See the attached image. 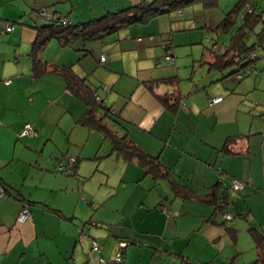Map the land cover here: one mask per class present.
<instances>
[{
	"label": "crops",
	"instance_id": "1",
	"mask_svg": "<svg viewBox=\"0 0 264 264\" xmlns=\"http://www.w3.org/2000/svg\"><path fill=\"white\" fill-rule=\"evenodd\" d=\"M153 1L0 0V28L6 23L14 26L10 35L0 31V264H101V258L113 264L118 253L124 264L264 260V63L258 57L230 76L211 70L213 58L201 31L215 30L219 23L204 18L203 27L174 24L176 16L183 18L185 9L192 7L188 6L123 28L116 33L115 47L94 51L88 43L95 40L69 46L51 40L41 53L48 73L40 79L33 75L29 54L38 27L60 17L85 22ZM261 16L263 23L256 28L262 29ZM47 47L54 52L47 54ZM116 48L123 52L120 58L111 56ZM128 51L133 54L125 55ZM88 54L95 56L94 66L99 67L92 73L91 62L83 60ZM101 56H106L105 62ZM78 61L84 66L76 71ZM63 67H72L86 79L107 106V100L111 102L117 121L109 123V129L126 134L159 162L165 177L155 178L136 159L117 155L110 138L80 123L86 104L81 99L85 109L73 104L75 96L64 76L50 72ZM166 79L175 80L157 85L155 94L145 85ZM217 96L223 100L210 106ZM56 103L71 112V125H60L59 112L52 111ZM26 123L33 124L38 135L23 141L18 133ZM101 138L110 139L105 156L116 155L121 171L99 201L77 176L82 174L84 146ZM231 138L230 151H225ZM46 151L58 152L51 156L53 164L41 163ZM70 156L78 159L73 172L67 176L57 172L58 162ZM33 165L37 170L29 169ZM230 178L241 180L244 187L234 190ZM173 182L179 184L177 190ZM219 183L222 187H217ZM85 191L88 196H82ZM216 197L228 202L225 212L233 216L228 227L213 202ZM24 206L30 208V217L20 223ZM81 227L87 233L82 240ZM92 240L101 245L100 252L92 250Z\"/></svg>",
	"mask_w": 264,
	"mask_h": 264
},
{
	"label": "trees",
	"instance_id": "2",
	"mask_svg": "<svg viewBox=\"0 0 264 264\" xmlns=\"http://www.w3.org/2000/svg\"><path fill=\"white\" fill-rule=\"evenodd\" d=\"M220 0H154L150 3H142L137 6H132L128 9L107 13L101 18L92 19L85 22L73 23L68 18H53L48 25L38 27V35L33 44V48L29 57L33 63V75L40 79L48 72L47 63L41 59V53L46 45L51 40L59 41L63 46H69L76 41L88 42L92 40H103L109 35L116 34L125 27L133 24H147L157 15L172 13L183 10L188 6L201 4L207 9L217 8ZM251 7V11L248 9ZM254 5L251 0H236L235 6L229 11L225 17L219 22L215 31L225 32L230 30L235 24H238V19L242 18L241 27L232 36L230 44L225 48V51H217L215 48L208 49L213 58V62L209 64L211 70L224 73L234 65H237L238 70L230 75L236 74L239 70L251 66L259 57L258 48L264 50V24L262 29L256 33V43L253 47H249L246 43L250 31L255 30L259 23H263L261 14L254 13ZM50 72L58 73L64 76L67 82V88L71 93L81 99L87 106V113L80 121L82 125L91 129H96L104 133L106 138H110L113 142V151L117 155H123L128 160L136 159L139 165L146 168L147 172L153 174L155 178L165 177L162 172L159 162L151 159L140 147L135 145L125 134L119 136L109 128V123L116 122L111 107L104 103L103 99H98L97 90H92L86 83V79L79 77L72 67L55 68ZM175 79H166L158 81L145 82L146 87L150 92L155 94V88L161 83L173 82ZM166 102H169L166 100ZM234 139H229L225 151H230L229 146ZM78 160V159H77ZM175 190L180 186L172 183ZM217 187H222V183ZM218 191V190H217ZM216 193L212 192V194ZM213 202L220 213L225 212L228 205L226 199L219 202L216 197ZM228 227V225H225ZM258 242V235H255ZM261 237V236H260ZM114 264V263H113ZM257 264H264L263 259H259Z\"/></svg>",
	"mask_w": 264,
	"mask_h": 264
},
{
	"label": "rangeland",
	"instance_id": "3",
	"mask_svg": "<svg viewBox=\"0 0 264 264\" xmlns=\"http://www.w3.org/2000/svg\"><path fill=\"white\" fill-rule=\"evenodd\" d=\"M235 4H236V0H220L219 5L216 9H204L201 6V4H196V5H193L191 8L185 9V16L183 18H179L178 16H176L174 18V24H181L182 26L185 25V26H189V27H192V25H194V27H196V25H198L199 27L200 26L203 27L204 25L207 24L206 20L210 23L214 22V23L218 24L221 21V19L224 17V15H226L229 11H231V9L235 6ZM253 4H254V7L256 8V13L257 14L263 13V15H264V0H253ZM243 17H244V15L242 14L241 19H238V24H235L230 30L225 31V32L220 31V33H218L217 31L214 30V27L213 28L211 27V29H205L204 28L205 31L202 30L203 29L202 28L201 29L202 30L201 35H203V38H204L202 40L204 43L203 44L204 47L209 48V49L216 48L217 51H223L230 44L232 36L241 27ZM204 18L206 19L205 21H204ZM5 25L3 26L4 27L3 29L0 28V31L3 30L1 32L2 34L10 35L11 32L9 33L6 30L8 28V26H10V25H8V26L7 25L5 26ZM186 28H188V27H186ZM260 29H261L260 27L255 28V30L250 31V33L248 34V38L246 40V43L249 47H253L254 44L256 43V33ZM118 36H119V34H115L113 36H108V37L114 38V43H112V44H110V42L108 41L109 40L108 37H106L107 39H105L107 42L105 40L103 42H100L99 40H95V41L89 42L88 44H92L94 51L96 49H98L100 47H104L106 45H108V46L112 45V47H115L116 45L119 44ZM121 36H122V38H125L126 34H122ZM7 39L8 38H6V40ZM0 42H2V41H0ZM104 42H106L105 45H103ZM81 43H83V42H81ZM116 49H118V50H115L114 53H111V56L116 55V56H114V58H120L121 57L120 52H122V51H119L120 48H116ZM205 51H206V49H205ZM51 52H54V51L51 49V47H47L46 53L49 54ZM207 52H208V50H207ZM258 53H259V60L262 63H264V50L258 48ZM122 54H123V52H122ZM130 54H133V52H131V51L125 52V55H127V56H129ZM94 57L95 56L93 54H88V56L83 59L84 61L89 60L91 62L90 65L88 66L89 67L88 70L91 73L95 67L94 66V63H95ZM76 63L77 64L75 65V70L76 71L81 70L82 66H84L83 63L80 64L79 61ZM21 67L25 68V64L22 63ZM95 69L98 70L99 67L96 66ZM236 70H238V67H237V65H234L231 68H229L228 70H226L225 72H229L231 74V73L235 72ZM100 91H102V88L100 89ZM103 96L106 99V95L104 94ZM62 102H63V99L60 98L59 103L62 104ZM107 102H108V106H111L110 105L111 102L108 100H107ZM73 104L79 105L81 108L84 107V109H85V104L78 98L73 97ZM57 106H59V107H57ZM52 107H54V105ZM54 108L55 109L52 108V111L53 112H59L58 114H60V118H59L60 119V121H59L60 125H64V126L67 124L71 125V121H73V116L71 115V112L66 110V107H63L61 109L60 105L59 104L57 105V103L55 104ZM48 117H50V116H48ZM18 136H19V138H21V140L24 141V139H22V138L25 136H20V132L18 133ZM86 139L87 138H85V140ZM110 143H111L110 139L103 140V138H101L96 143L93 142L92 140H89L87 145H85L83 148V150H85V152L82 150V156H81L82 161L79 163L80 167H81V173L83 175L80 174V176H77V178L81 179L82 184H86L87 191L94 193L97 196V198L99 199V201L101 200V198L103 196L104 197L107 196V194L103 195L104 190H107L108 188L113 187V183H115L119 179V176H120L119 173L121 171L120 168L118 167V165L121 166V164L117 163L116 155L113 157H106L105 156V149H107V147H109ZM20 147L21 146H19V148ZM23 151H25L28 154H31V153H29V151H27L26 148ZM110 152H111V147L109 149V152H107V153H110ZM53 153H58V152L57 151H55V152H51V151L47 152L46 151L44 153L43 157L41 156V158L44 159L41 161V163L54 161L51 158ZM30 156H33V155H30ZM58 156L60 157L61 155L58 154ZM67 158H69V157H67ZM65 160H66V158H65ZM51 163L53 164V162H51ZM29 169H36L37 170L36 165L29 166ZM65 175L67 176L68 174H65ZM84 195L88 196L89 193L85 191L84 194L82 193V196H84ZM85 234L87 235V233H85ZM88 239H90V238H88Z\"/></svg>",
	"mask_w": 264,
	"mask_h": 264
},
{
	"label": "built area",
	"instance_id": "4",
	"mask_svg": "<svg viewBox=\"0 0 264 264\" xmlns=\"http://www.w3.org/2000/svg\"><path fill=\"white\" fill-rule=\"evenodd\" d=\"M248 11L250 12L251 9H248ZM13 29H14V26L10 25V26H8L7 31L11 32V31H13ZM167 59L171 62L175 61L174 57H172V56H168ZM100 60H101V62H105L106 56H101ZM242 77L243 76L241 74H239L237 76V78H239V79ZM6 83H10V81H7ZM105 89L107 90V88H105ZM97 98L102 99L99 95L97 96ZM222 100H223V97H221V96L214 97L210 100L209 105L212 106L214 104L221 102ZM104 103H105V101H104ZM262 122L264 125V116L262 118ZM37 135H38V132L31 123L24 124V126L20 132V136L36 137ZM76 163H77V158L73 157V156L67 158L66 160L59 161L57 164V167H56V171L59 173H64V174H71L73 172V170L75 169ZM225 177H226L225 173H222L221 174V182L224 181ZM230 185L236 191H239L244 187V183L241 180L236 179V178H230ZM0 192H3V188L1 185H0ZM171 216L174 217L175 215L172 214ZM29 217H30V208L28 206H24L23 209L21 210L20 214H19L18 221L20 223H24L29 219ZM223 218H224L225 225H229V223L233 220V216L231 214H229L228 212H225L223 214ZM79 231L82 234L81 240L84 237L85 238L87 237V235L85 234L83 229L79 228ZM91 247H92V250L94 252H100L102 249L101 245L95 240H92ZM100 261H101V264H108L103 258H101ZM113 263L114 264H124V259H123L121 253H118L114 257Z\"/></svg>",
	"mask_w": 264,
	"mask_h": 264
},
{
	"label": "water",
	"instance_id": "5",
	"mask_svg": "<svg viewBox=\"0 0 264 264\" xmlns=\"http://www.w3.org/2000/svg\"><path fill=\"white\" fill-rule=\"evenodd\" d=\"M81 229H83V231H84V228L81 227Z\"/></svg>",
	"mask_w": 264,
	"mask_h": 264
},
{
	"label": "clouds",
	"instance_id": "6",
	"mask_svg": "<svg viewBox=\"0 0 264 264\" xmlns=\"http://www.w3.org/2000/svg\"><path fill=\"white\" fill-rule=\"evenodd\" d=\"M98 94V93H97ZM104 100V99H103ZM106 104V103H105ZM107 105V104H106Z\"/></svg>",
	"mask_w": 264,
	"mask_h": 264
}]
</instances>
